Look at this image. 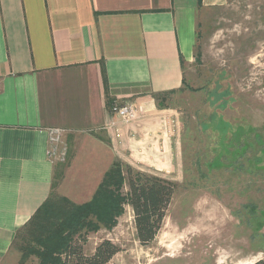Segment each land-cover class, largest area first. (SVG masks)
Returning <instances> with one entry per match:
<instances>
[{
  "label": "rangeland",
  "instance_id": "rangeland-1",
  "mask_svg": "<svg viewBox=\"0 0 264 264\" xmlns=\"http://www.w3.org/2000/svg\"><path fill=\"white\" fill-rule=\"evenodd\" d=\"M197 24L195 60L182 66V89L167 96L163 108L152 103L146 113L141 105L144 123L122 125L114 146L105 128L97 132L120 156L112 159L119 171L111 179L110 199L98 207L108 215L90 208L75 217L77 206L100 202L91 203L100 184L85 203H63L64 187L54 186L52 198L62 212L46 226L68 219L65 212L74 206L75 223L55 233L68 234L85 256L109 240L118 251L105 264H252L264 258V0L205 7ZM127 165L176 187L159 232L147 244L136 239L123 179ZM30 229L28 224L17 232L3 264L41 263L50 245ZM61 253L53 249L48 263L59 264Z\"/></svg>",
  "mask_w": 264,
  "mask_h": 264
},
{
  "label": "crops",
  "instance_id": "crops-1",
  "mask_svg": "<svg viewBox=\"0 0 264 264\" xmlns=\"http://www.w3.org/2000/svg\"><path fill=\"white\" fill-rule=\"evenodd\" d=\"M226 1L0 0V264L57 183L90 199L120 159L110 99L147 113L152 93L182 89L198 10Z\"/></svg>",
  "mask_w": 264,
  "mask_h": 264
},
{
  "label": "trees",
  "instance_id": "trees-1",
  "mask_svg": "<svg viewBox=\"0 0 264 264\" xmlns=\"http://www.w3.org/2000/svg\"><path fill=\"white\" fill-rule=\"evenodd\" d=\"M183 66V62H182ZM185 85V80L183 81ZM176 91V90H175ZM175 91H168L162 93H152V97L155 101V104L159 108L165 107V99L167 96L173 94ZM112 100L110 99L109 103L111 104ZM242 154V153H241ZM240 154V155H241ZM114 166L105 173V178L103 183H100L96 194L94 195L91 203L96 202L97 205L89 207L88 203L83 204L82 206H77L78 209L75 217L77 220L81 219L80 212H85L89 214L90 208H96L100 212L98 215L105 216L108 215V211L104 209H99L104 206V200L110 199V188H111V179L114 175L118 174L119 166ZM115 167V168H114ZM119 177H121V171L119 172ZM126 181L128 188L129 203L133 211V221L136 232V239L141 244H147L151 242L157 233L159 232L163 219L166 214L167 207L175 193V185L165 179L160 177L149 175L141 171L132 169L130 166H126V174L123 177ZM102 194V195H101ZM106 194V195H105ZM113 198V196H112ZM63 203L69 202L66 198H62ZM59 201L54 198H50L37 212V214L30 220V230L32 233H42L44 237L41 242L44 244L46 240L49 245L45 250L42 251V260L40 264H49V258H52V250L55 248H61L62 258L59 264H105L109 259L118 251L116 245H114L109 240H103L95 249V252L91 256H85L74 247V240L71 237H66L68 234H56L55 231L60 232L63 229L65 224H73L75 218L73 217L74 206L70 210H66L65 216L68 219H64L59 222L57 225H60L57 228V225L53 228L52 224H47L48 220L52 217L53 214L57 212H62L60 206L58 205ZM99 207V208H98ZM105 207V206H104ZM108 209V208H107ZM105 211V213L102 212ZM62 214V213H61ZM47 227L48 232L43 233V228ZM41 234V235H42ZM64 236L56 244V239L58 236ZM61 236V237H62ZM64 239H67L64 240ZM55 244V245H54ZM54 245V246H53ZM40 254V255H41ZM48 258V259H47ZM252 264H264V258L257 260Z\"/></svg>",
  "mask_w": 264,
  "mask_h": 264
},
{
  "label": "built area",
  "instance_id": "built-area-1",
  "mask_svg": "<svg viewBox=\"0 0 264 264\" xmlns=\"http://www.w3.org/2000/svg\"><path fill=\"white\" fill-rule=\"evenodd\" d=\"M109 113L111 114V119L105 124V129L107 131H114L116 138L120 137L122 125L127 123L134 125L136 123H142L145 116L143 106L131 102L118 103L117 101H112ZM53 133L54 137L52 139L58 141L61 132L56 130Z\"/></svg>",
  "mask_w": 264,
  "mask_h": 264
}]
</instances>
